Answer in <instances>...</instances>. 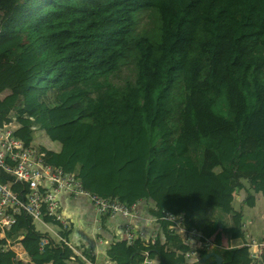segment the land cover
<instances>
[{
    "label": "trees",
    "instance_id": "trees-1",
    "mask_svg": "<svg viewBox=\"0 0 264 264\" xmlns=\"http://www.w3.org/2000/svg\"><path fill=\"white\" fill-rule=\"evenodd\" d=\"M130 63L132 82L110 80ZM12 117L25 144L35 128L57 141L44 160L74 171L83 187L151 200V214L181 212L220 264L251 261L228 215L243 181L244 205L254 192L264 199V0H0V126ZM14 216L6 235L21 234L28 260L0 249V264L76 257L61 242L40 244L45 234L30 217ZM166 225L158 247L114 237L103 253L113 264H138L143 250L156 264H189L188 245ZM255 262L264 264L263 248Z\"/></svg>",
    "mask_w": 264,
    "mask_h": 264
},
{
    "label": "built area",
    "instance_id": "built-area-1",
    "mask_svg": "<svg viewBox=\"0 0 264 264\" xmlns=\"http://www.w3.org/2000/svg\"><path fill=\"white\" fill-rule=\"evenodd\" d=\"M16 125L17 122L12 117L2 122L0 126V238L4 240L0 244V249H11L15 256L19 257L17 247H20L21 234L6 235V231L14 222L15 213H22L30 217L35 229L45 234L40 244L50 239L69 246L74 253L72 243L69 244L64 232L68 222L60 209L59 195L63 192L73 198L82 195L90 203L98 217L96 227L100 226L101 215H106V218L123 216L125 218L123 222L109 229L115 234V238H123L126 242L139 238L153 247H158L161 243L159 244L155 237L160 232L162 219L167 222V230L179 234L183 242L188 245V248L182 252L185 262L199 264L202 255L199 249L211 250L212 242L199 229L193 226L186 227L181 212L173 213L162 208L161 214L155 215L147 210L144 220L150 227L148 230L139 228L135 216L144 208L145 199L137 198L125 203L114 197L100 196L83 187L74 171H65L44 160L45 152L50 151L48 144H33V141L25 144L21 138L15 136L13 130ZM234 198L237 201L238 197L235 193L232 199ZM231 205L233 206L232 200ZM56 233H62L66 240H57ZM245 244L252 258L249 264H256L255 257L258 250L255 243L247 238ZM141 253L143 259L138 264H156L154 263L156 259L148 257L145 250Z\"/></svg>",
    "mask_w": 264,
    "mask_h": 264
},
{
    "label": "crops",
    "instance_id": "crops-1",
    "mask_svg": "<svg viewBox=\"0 0 264 264\" xmlns=\"http://www.w3.org/2000/svg\"><path fill=\"white\" fill-rule=\"evenodd\" d=\"M33 140V139H32ZM43 145H51L49 147L52 150H57L59 143L57 141L49 140L48 138L42 139ZM243 186L240 189L235 190L237 193L236 206L234 211H232L228 216L232 218L236 224H238L243 233L244 240L250 238L259 252L260 249H264V229L262 227V214L264 209H255V202L260 197L263 198L261 193H253L254 204L252 206L244 205V202H240L246 194L247 183L243 181ZM60 203L64 202V209L61 211L64 218L71 226L70 232L66 235L69 244L73 246L74 254L76 257L72 256L67 259V264H79V258L83 260L86 264H113L114 262L108 259L103 253V247L115 237V234L110 231V228L116 227V224L123 222L125 218L120 215H115L112 218H106L104 222H100V226L96 227L98 219L97 214H95L90 203L82 196L78 195L76 197H69L67 194L60 193ZM145 206L143 209L139 210L137 216H135L136 225L139 228L149 229L150 225L144 220L146 216V211L148 207L152 205L151 200H144ZM264 203V199H263ZM55 238L57 240H66L62 233H56ZM222 242L227 241L224 236L221 237ZM106 241V242H105ZM71 242V243H70ZM228 243H231L230 241ZM17 247L19 258L23 261L28 260V256L23 249L22 245ZM82 247H85L89 254L92 256L93 260L82 252ZM97 259V261H96ZM152 259H156L153 258ZM154 263H157V259Z\"/></svg>",
    "mask_w": 264,
    "mask_h": 264
},
{
    "label": "rangeland",
    "instance_id": "rangeland-1",
    "mask_svg": "<svg viewBox=\"0 0 264 264\" xmlns=\"http://www.w3.org/2000/svg\"><path fill=\"white\" fill-rule=\"evenodd\" d=\"M145 20H146L145 13L138 12L136 22H135V30L139 31L140 27L143 26V23ZM131 64L132 63H130L129 65H121L119 67V69H117L116 72L110 76V80L112 82H116L119 84H123L127 80L132 82V79L134 78V70L131 68ZM11 114H14L13 110L11 111ZM43 134H44V132L42 131V129L35 128L33 131V140H32L33 144H40L41 142H43L42 139L45 138V136ZM48 147H51V145H48ZM50 150H52V149H50ZM234 193L237 195L236 192H234ZM259 193L260 192H257V194H259ZM232 202H233V206L235 207L236 206V199L235 198L232 199ZM254 208L255 209H257V208L264 209L263 198L260 197L259 199L256 200ZM96 261H97V259H96Z\"/></svg>",
    "mask_w": 264,
    "mask_h": 264
},
{
    "label": "water",
    "instance_id": "water-1",
    "mask_svg": "<svg viewBox=\"0 0 264 264\" xmlns=\"http://www.w3.org/2000/svg\"><path fill=\"white\" fill-rule=\"evenodd\" d=\"M209 256H212L213 257V260H214V263L213 264H220L221 257L218 255V253H216L213 250H207V251H205L201 255V257H200L201 262H204Z\"/></svg>",
    "mask_w": 264,
    "mask_h": 264
}]
</instances>
